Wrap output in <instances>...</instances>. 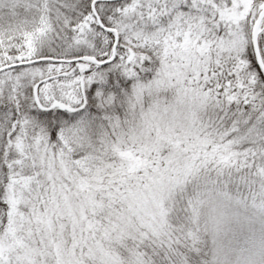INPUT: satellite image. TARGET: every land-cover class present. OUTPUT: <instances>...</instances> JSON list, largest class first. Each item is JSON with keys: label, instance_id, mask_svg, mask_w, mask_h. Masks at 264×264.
<instances>
[{"label": "snow or ice", "instance_id": "snow-or-ice-1", "mask_svg": "<svg viewBox=\"0 0 264 264\" xmlns=\"http://www.w3.org/2000/svg\"><path fill=\"white\" fill-rule=\"evenodd\" d=\"M0 264H264V0H0Z\"/></svg>", "mask_w": 264, "mask_h": 264}]
</instances>
